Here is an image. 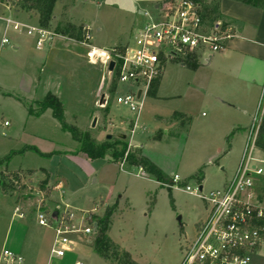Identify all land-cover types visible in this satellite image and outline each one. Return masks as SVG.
<instances>
[{"label":"rangeland","instance_id":"obj_1","mask_svg":"<svg viewBox=\"0 0 264 264\" xmlns=\"http://www.w3.org/2000/svg\"><path fill=\"white\" fill-rule=\"evenodd\" d=\"M164 1L57 0L48 30L54 33L57 25L70 22L86 29L84 35L90 39L83 36L82 41L69 39L71 42L54 35L39 51L34 36H28L23 28L15 31L6 23L9 20L36 26V19L28 20L21 11L16 12L24 16L21 14L17 19L11 15L3 17L15 10L0 4V174L12 172L0 183L10 187L12 194L24 203L21 222L26 223L30 233L40 234L43 230L32 219L28 220L35 216L31 212L36 210V200L42 201L40 205L45 210L43 204L51 195L58 213L72 214L73 226L79 230L88 227L83 221L87 213L101 217L107 208L114 206L108 236L137 264H182L185 251L195 239L197 226L206 220L211 209L203 200L186 193L185 185L192 189L201 185L203 193H208L232 182L243 156L250 123L257 126L260 109L250 116L251 122L244 125L245 130L231 137L232 131L224 132L213 121L210 92L199 85L198 79H203L210 68L194 72L180 62L170 61L163 67L155 95L143 98L136 119L135 113L115 102L116 95L127 88L117 87L114 71L108 75L104 65L86 60L85 44L120 52L127 43L132 44L143 25L144 12L152 14L154 5ZM206 1L211 4L216 0ZM3 38L7 44H1ZM13 47L19 49L15 51ZM104 71L107 82L100 95L106 94L107 102L106 106H98L99 97L94 98L93 92ZM47 92L60 99L62 118L67 125L88 133L96 144L107 141V135H111L110 140L118 134L125 135L127 146L129 143L141 147L150 162L166 174L178 176L180 182L172 187L160 186L128 164L118 168L119 163L107 161V156L83 162L62 158L78 149L70 135L61 131L50 111L40 117L27 113L28 106L38 111L36 103ZM175 113L182 117L172 119ZM94 118L96 122L91 127ZM135 119L136 128L131 133L130 124ZM170 123L175 125L169 127ZM55 150H60L61 156L45 157ZM135 150L127 148L129 153ZM12 151L19 153L4 160ZM253 154L261 157L263 153L256 149ZM198 172L204 180L201 184L194 177ZM59 180L64 187L54 190ZM40 187H44L43 191ZM255 192L264 203V178H256ZM1 195V202L5 199L8 208L0 205V239L13 213V207L9 209L12 198ZM12 219L20 221L15 216ZM53 234L44 237L45 244L51 242ZM70 239L78 251V263L109 264L92 251V234L82 238L74 233ZM249 259L248 264H264V251L252 252Z\"/></svg>","mask_w":264,"mask_h":264},{"label":"built area","instance_id":"obj_2","mask_svg":"<svg viewBox=\"0 0 264 264\" xmlns=\"http://www.w3.org/2000/svg\"><path fill=\"white\" fill-rule=\"evenodd\" d=\"M142 27L136 32L132 44L120 52L116 49L104 50L86 45L85 57L88 63H100L107 67L114 61L117 70L116 85L126 86L122 94H117L115 102L135 113L141 109L142 100L147 96L152 83L160 79L165 63L176 61L184 63L187 56L196 55L204 63L211 55L224 51L227 42L233 37L232 27L221 20L207 24L202 20L199 7L191 0H165L157 3L153 13L144 12ZM12 29H25L28 36H34L35 47L41 50L51 41L54 33L39 26H27L18 22L6 21ZM84 31L86 29H83ZM85 34V33H84ZM90 39L89 35H84ZM3 38L1 44H7ZM104 78L101 85H103ZM137 91L140 95L137 98ZM260 118L257 126H252L244 147V154L232 182L219 190L203 193L199 186L195 189L185 185L184 191L211 206L206 220L197 226L194 241L185 251L182 264H248L252 252L264 251V203L255 192L256 178H264V153L254 156V141L264 112V91L258 106ZM180 182L176 175L172 177V187ZM58 182L54 189H61ZM38 201L35 210L36 223L50 228L54 233L50 250L51 258L62 260L73 246L70 236L78 233L82 238L92 234L91 227L75 229L72 215L46 213ZM15 215L19 218L21 214ZM3 264H21V257L3 250ZM81 264V263H75Z\"/></svg>","mask_w":264,"mask_h":264},{"label":"crops","instance_id":"obj_3","mask_svg":"<svg viewBox=\"0 0 264 264\" xmlns=\"http://www.w3.org/2000/svg\"><path fill=\"white\" fill-rule=\"evenodd\" d=\"M155 6L156 4L154 5V7ZM219 13L222 16L221 20L228 23L232 27L233 37L227 42L224 51H222L219 54L213 55L207 64L203 63L202 65L198 59L199 65L193 71L199 72V70L204 67L210 68V71H208V74L204 76L203 79L200 78L198 79L199 83H201L199 85L202 86L204 89H207L208 92H210V99H211L210 107L213 112V121L217 122V124H219L220 129H222L224 132L229 131L230 133L231 131H234L233 135H235L245 130L246 126L244 125H247L249 124V122H251L250 116L252 117V115H254L258 111V106L261 100L262 92L264 91V4L260 8H255L233 0H219ZM21 14L24 16V13H18L16 11L15 12L8 11L6 14H4L3 17H7L11 15L15 19H17L19 16H21ZM55 37H58L62 40L71 41L61 36H55ZM12 49L16 51L19 48L13 47ZM103 78L105 81H103V85H101ZM105 78L107 77L105 76V71H104V73L100 75L97 88L93 92L94 98H98V97L100 98V92H102V88L105 86L107 82ZM39 80L40 77L38 76V81ZM48 93L50 92H47L46 94ZM102 94L105 97L104 105L106 106V102H107L106 94L104 93ZM46 111H50V110H45L40 115L37 116L35 115L32 117H40ZM136 119L132 121V123L130 124L131 133H133L134 129L136 128ZM174 125L175 123H170L168 126L173 127ZM251 128L252 126L250 123V129L248 132L249 134ZM249 134L247 136V140ZM118 135H123V134H118ZM125 140H126V136H125ZM76 145L78 147L77 143ZM128 146L130 148L138 149L140 151L142 149L141 147L130 145L129 143ZM77 147L75 149H77ZM55 151L60 152V150H55ZM66 151H73V150H66ZM61 157L67 160H76L78 162H83L88 160L81 153H78L76 155H68L66 157L63 156ZM125 164H126L125 162L118 164V168ZM154 165L158 167L156 164ZM236 171L237 169L235 170L234 173H236ZM162 172L171 179L174 176V175L170 176L166 174L164 171ZM8 173H12V172H2L0 174V180L2 178H6V175ZM45 173L47 175H50L47 172ZM202 181H204L203 178L201 179L200 184L202 183ZM59 182L61 183V187H62L61 189H63L64 187L63 182L60 180ZM227 183L228 182L224 184V187L227 185ZM201 190H202V186H201ZM0 193L2 194L1 196L12 198V202H9V206H10L9 209L13 207L12 216L8 220V224L6 225L4 234L0 239V264L4 263V260L2 258L3 250H7L21 257L22 259L21 264L78 263L76 261V258L78 256V251H75L74 241H72L73 246L71 248V251L65 256L64 259L54 260V258H51L50 250L53 243V239L51 240V242H47V244H45L44 237L46 235H50L51 232L53 233V231L50 228L42 227L43 230L41 231L40 234L34 232L30 233L28 226H26V223L21 222L24 220V211H25L24 209L26 208L24 203L20 202L18 196L12 194V192L11 194H7L0 189ZM50 198H46L43 206L45 210L49 209L47 211L48 213H53L55 211L57 212L58 208L54 207L52 203L54 202L53 197L51 199ZM3 202H1L0 199V205L2 204L3 207L8 208L7 201H5L4 199ZM36 202H38V200H36ZM55 202H58V199H55ZM16 209L18 210L17 213L22 215L21 218L15 215L14 211ZM45 210L43 209V211ZM31 213L35 214V212H31ZM14 216L20 221H14L12 219V217ZM30 219L36 222L35 216L29 218L28 220ZM81 250L83 249L81 248L80 251Z\"/></svg>","mask_w":264,"mask_h":264},{"label":"trees","instance_id":"obj_4","mask_svg":"<svg viewBox=\"0 0 264 264\" xmlns=\"http://www.w3.org/2000/svg\"><path fill=\"white\" fill-rule=\"evenodd\" d=\"M57 0H0V4L8 5L15 11L24 12L28 19L35 18L36 24L42 29H49L53 22V9ZM199 7V13L203 21L207 24H211L217 20H221L222 16L219 13V0L208 4L206 0H191ZM245 5H249L255 8H260L264 4V0H233ZM223 21V20H221ZM84 32L82 27H76L70 22L59 24L54 29V34L68 39L76 41H82L84 39ZM199 65V61L196 55L192 54L187 56L183 63V66L189 67L191 70H195ZM117 70H114V76L117 79ZM159 79L154 81L150 86L147 95L154 96L158 87ZM113 90V89H112ZM38 111L34 112L31 106L27 107V113L29 116H37L43 113L45 110H50L52 117L58 121L62 132H66L70 135L71 139L78 144V149L74 152L67 153L68 155H76L81 153L88 160L104 159L108 157V161L112 163L125 162L131 167H135L146 174L148 177L157 182L160 186H171L172 179L165 175L158 167L145 158L141 151L136 149L132 153L127 151V142L116 138L114 140L104 141L101 144H96L91 140L88 133L80 132L76 127L67 125L62 118V103L57 96L53 94H46L41 102L36 103ZM176 117H182L181 114L175 113L172 119ZM234 133L232 131L230 136ZM255 148L264 153V112L261 117V124L259 125L257 135L254 141ZM35 151L39 153L36 149ZM19 152H10L4 160H8L13 155ZM41 154V153H39ZM61 152L55 151L45 155V157L60 156ZM198 184L201 181V172L194 175ZM0 189L7 194H11L12 189L6 185L0 183ZM44 187H40L43 191ZM115 207L111 206L107 208L104 214L100 217L93 213H87L83 218V221L92 228L93 239V251L102 260L109 264H137L127 251H123L116 245L108 236L110 229L111 217L114 213ZM58 212V211H57ZM95 225V227H94Z\"/></svg>","mask_w":264,"mask_h":264},{"label":"water","instance_id":"obj_5","mask_svg":"<svg viewBox=\"0 0 264 264\" xmlns=\"http://www.w3.org/2000/svg\"><path fill=\"white\" fill-rule=\"evenodd\" d=\"M53 19H54V17H53ZM211 57H212V56L209 55V56L205 59L204 64H207V63L209 62V60H210ZM114 65H115L114 61H109L108 65H107V67H106V73H107L108 75L111 74V73L113 72ZM139 95H140V91H137V98L139 97ZM104 103H105V97H104V95L102 94V95H100V98H99V101H98V106H103ZM95 122H96V118L93 119L92 124H91V127H94ZM117 138H119V139H121V140H125V136H124V135H118ZM110 139H111V135H107V136H106V140L108 141V140H110ZM199 190H201V186H199ZM56 215H57V212H56V211L53 212L52 215H51L52 219H55V218H56ZM94 227H95V225H94Z\"/></svg>","mask_w":264,"mask_h":264}]
</instances>
